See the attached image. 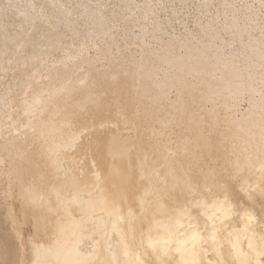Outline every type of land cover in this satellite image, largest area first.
<instances>
[{"label":"bare ground","instance_id":"1","mask_svg":"<svg viewBox=\"0 0 264 264\" xmlns=\"http://www.w3.org/2000/svg\"><path fill=\"white\" fill-rule=\"evenodd\" d=\"M12 1L8 15L0 13V40L35 11L38 28H29V41L49 45L58 34L63 43L48 61L43 48L23 39L0 68V80L9 70L25 76L0 93V109L12 110L8 118L17 123L7 130L0 121V134L10 133L0 141V163L8 157V196L33 230L30 247L21 242L20 261L264 264V17L257 22L264 0H239L240 7L230 0L159 7L153 0L112 7L88 0L78 31L69 27L74 12L57 0ZM193 2L205 9L197 37L191 30L182 41L171 36L148 54L141 46L116 73L81 57L110 32L103 58L115 59L116 20L124 31L138 27L143 44L162 41L160 11L170 8L172 24L177 5ZM222 14V27L212 32ZM40 65L46 74L36 71ZM247 96L249 106L238 113ZM218 125L223 129L208 138ZM207 146L231 157L228 180L200 160L203 153L208 161Z\"/></svg>","mask_w":264,"mask_h":264},{"label":"rangeland","instance_id":"2","mask_svg":"<svg viewBox=\"0 0 264 264\" xmlns=\"http://www.w3.org/2000/svg\"><path fill=\"white\" fill-rule=\"evenodd\" d=\"M3 2L0 5V13L3 17H6L10 11V9L14 6L12 0H2ZM88 0H57V4H65V8L73 11L72 21L69 23L70 29L73 31H78L80 27V19L78 18L79 11L83 8V4ZM108 7L115 6V3L118 0H105ZM142 0H136V2H141ZM166 2L167 0H153L152 4L153 6H160L162 2ZM232 4H235L236 6L240 7L239 0H230ZM250 2L253 1L257 2V0H249ZM94 3V1H92ZM168 5V4H166ZM178 10V16L176 19L172 21V24H166V22L169 20V18L172 16V12L170 11L169 7H166L164 10L160 11V22L161 26L163 27L164 32V39L162 41H157L154 38H149V42L147 44H143L141 41V34L138 33L139 28L134 27L132 30L124 31L121 27L122 21L116 20L114 28L115 30V36L118 37V43L117 45H114L113 47V57L108 60L103 58V51L106 47V43L110 40V32L105 34L99 39H96L95 42L91 43L88 46V49L84 51V55L81 57H88L95 61V63L99 66L102 63L103 66L100 70H109L114 71L115 67V73L117 65L120 63L125 64V67L127 68L129 65V61L131 59V56L135 53H141L143 51L142 47L144 46V52L147 54L152 49H157L162 47L165 42L169 40V37H175L176 41H182L186 35L188 34V31H194V35L197 37V28L199 26L198 19L203 18L204 20V13L205 9L198 8L197 5L193 2L190 5L186 6L178 4L177 5ZM120 11L123 13L128 12L126 8L123 10L120 9ZM50 14H55L54 11H50ZM32 15L28 18V20L21 23V29L19 31H6V35L4 39L0 40V68L2 66H5L8 64V60L12 57L13 49L15 48L17 43H20L23 39L28 40L30 44L28 45L29 48H36L40 49L43 48L45 52L48 54L46 56V59L48 61L53 60L54 58L58 57L61 52V47L63 46L62 41L59 39L61 38L60 35L54 34L53 37L48 38L49 39V45H44L39 42L36 39L30 40L28 37H26V33L29 30L30 27L33 29L38 28V21L36 18V13L33 11L31 13ZM225 14H222L221 17H219L215 23L214 30L212 32H215L216 30L220 29L224 23L225 20ZM120 16V15H119ZM226 17H230V13L226 14ZM262 17H264V12L260 11V13L257 16V22L262 21ZM149 29L151 27L149 26ZM113 30V29H112ZM264 30V29H263ZM167 32V34H166ZM211 32V33H212ZM252 33H257V30H252ZM222 34V33H221ZM224 37H226L225 33L222 34ZM60 37V38H59ZM252 36L250 34H247L245 37V40H250ZM81 36L79 34L73 35V43L78 44L80 41ZM206 39V37H205ZM209 39V37H207ZM197 39L193 38L189 42L190 48H192L193 44L195 43ZM217 42L220 43L221 40L217 39ZM208 43V42H207ZM142 46V47H141ZM239 46V45H238ZM71 50L74 49V46H69ZM117 53V56H116ZM179 53V52H178ZM146 55V54H145ZM21 63V60L15 63V67H17ZM23 67H27L24 65ZM43 65H40V67H36V71L42 72L46 74V69L43 68ZM83 68L82 70H84ZM142 70V68L140 69ZM34 72H31L30 74H33ZM25 77L24 74L18 72L17 70H9L5 77H3L0 80V93H2L6 87H8V83L10 82H16L19 78ZM184 87V85H182ZM173 90H170V96L173 94ZM223 92V90H222ZM17 94H20L19 91H16V93H11L7 97L15 96ZM258 96V95H256ZM251 97H245L240 98L239 102L236 104V109L238 113H240L243 110H246L249 106V99ZM22 103H20L21 105ZM13 111L10 109H0V121L5 122L4 128H7V130L10 128V126L16 125L17 123H12L11 119L8 118V115L12 113ZM222 112V111H221ZM21 119V116L16 117V121H19ZM139 123V120L137 121ZM215 128H218L215 130ZM213 130V132L208 135L216 137L217 131H220L223 129L222 125L216 126ZM6 130V129H5ZM4 130V131H5ZM9 137L10 133H7L6 131L3 134H0V141H2L3 136ZM190 135V134H189ZM207 137V136H206ZM164 138L163 140H165ZM205 151L208 153V161L204 160L203 153H199L200 160L204 161L208 166H212L215 168L223 169L221 174V178L224 180H228L230 178V175L233 174V168L231 167V157L227 154L225 151L224 153L218 154V151L216 147H210L207 146ZM217 151V153H216ZM223 155V157H222ZM228 157V158H227ZM225 160H224V159ZM227 160V161H226ZM210 162V164H209ZM8 157H5L4 161L0 163V257L5 256L4 259H0V264H24L25 260L20 261L21 259V242L22 240L26 243V246L30 247V235H32V228L30 225L26 224L25 221H23L22 213L20 211V208L18 204L16 203V200L14 197H9V176H8ZM229 173V174H228ZM228 177V178H227ZM220 178V179H221ZM240 178V177H239ZM237 177L233 179V182L235 184V188H238L236 185L238 181L241 180ZM30 237V238H29ZM24 262V263H23Z\"/></svg>","mask_w":264,"mask_h":264}]
</instances>
